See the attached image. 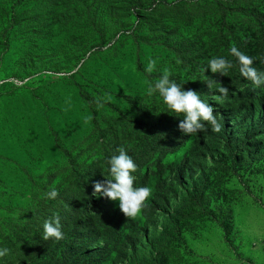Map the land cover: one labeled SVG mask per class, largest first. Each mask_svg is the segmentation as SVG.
Here are the masks:
<instances>
[{
	"label": "rangeland",
	"instance_id": "obj_1",
	"mask_svg": "<svg viewBox=\"0 0 264 264\" xmlns=\"http://www.w3.org/2000/svg\"><path fill=\"white\" fill-rule=\"evenodd\" d=\"M226 7L225 0H0V249L10 250L0 264L64 256V238L43 239L47 194L84 195L76 181L94 160L145 142L164 103L148 85L167 70L189 86L204 52L227 53L239 20ZM244 32L233 33V44H251L238 36ZM149 59L157 61L152 73ZM217 100L207 102L214 114ZM238 108L225 109L226 120L217 115L220 132L208 124L201 137L180 130L172 143L183 146L150 151L160 163L161 204L107 264H264V95L235 116ZM94 183L88 208L100 209L105 197L93 195Z\"/></svg>",
	"mask_w": 264,
	"mask_h": 264
},
{
	"label": "trees",
	"instance_id": "obj_2",
	"mask_svg": "<svg viewBox=\"0 0 264 264\" xmlns=\"http://www.w3.org/2000/svg\"><path fill=\"white\" fill-rule=\"evenodd\" d=\"M261 1L264 0H225L226 8L233 11L239 20V29L233 31L231 38L226 41L227 53L217 55L214 52H204L203 62L200 64L194 63L195 70L197 71L198 68L199 71L196 72L197 76L195 74L196 77L189 86L183 87L184 90L190 89L198 92L201 100L205 103L209 101L210 97L215 99L218 96L222 99V103L217 100L215 115L223 116L225 120L227 118L224 111L230 108L232 104L237 102L239 104V108L234 113L237 116L245 108V105H252V101L258 93L259 96L264 95V85L256 86L244 78L239 71V61L230 53V49L236 47L253 58V66L258 71L264 72V8L259 5ZM244 29L247 33L244 32L238 36H246V42L250 40L251 44L246 47L233 44L234 36L237 35L233 33ZM252 34L258 37V45L251 40ZM220 56L227 58L234 65L226 76L212 73L211 69H207L209 60ZM199 57V52L194 53L193 56L191 55L194 61H197ZM203 69H207V71L204 72ZM209 82L212 84L210 88L208 87ZM221 85L229 89L227 98L222 97L218 92ZM235 90L242 91L237 96H233L232 91ZM181 119H184L183 114L171 111L163 103L158 114L155 131L147 133L145 142H135L133 145L123 147L138 166L137 171L133 173V176L136 177L135 181L138 178V182L152 188V195L147 201V207L138 218L125 217L118 210L119 201H113L107 197L102 201L100 209L88 208L91 201V191L88 183L93 184L103 173L108 176V179H111L108 161L100 163L96 159L85 170L84 174L81 173L76 182L81 188L85 186L84 195L72 192L69 188L57 191L58 196L52 199L53 203H51L49 210L50 215L46 220L57 214L59 215L61 230L63 233L66 232L60 245L65 248L64 256L50 251L41 258L42 264H78V262L107 264L124 254L128 243L139 234L142 224L152 217L153 211L160 206L163 198L165 189L163 190L160 179H155L159 172L160 163L150 151L157 153L160 150L171 149L167 146L169 142L174 141L172 133L180 132L178 125ZM205 124L207 125V122ZM199 133L202 134L198 137L204 135V131ZM184 144L185 141L178 140L177 143H172V148L181 147ZM106 159L109 160L110 158ZM82 200H84V204H82Z\"/></svg>",
	"mask_w": 264,
	"mask_h": 264
},
{
	"label": "clouds",
	"instance_id": "obj_3",
	"mask_svg": "<svg viewBox=\"0 0 264 264\" xmlns=\"http://www.w3.org/2000/svg\"><path fill=\"white\" fill-rule=\"evenodd\" d=\"M230 53L239 61V71L244 78L256 86L264 85V72L258 71L253 66L252 57L244 54L236 47H232ZM156 65L157 61L155 59H149L145 71L152 73L156 69ZM233 66L230 60L220 56L209 60L207 69H211L212 73L226 76ZM207 69L202 71L206 72ZM170 76L171 73L166 70L154 83L148 85L147 94L151 96L158 93L168 109L184 115V119H181L178 125L183 133L193 135L199 131H206L205 122L211 125L214 132H220L222 124L219 122L217 115L214 114V107L203 102L198 92L190 89L184 90L183 86L171 80ZM211 86L212 84L209 82L208 87ZM218 92L222 97L227 98L229 89L221 85ZM118 153V155H112L108 160L111 179L106 178L103 181L95 182L93 195L99 194L113 201L118 200L119 209L125 217L136 219L147 207V201L152 195V188L149 186H135L133 173L137 171L138 166L123 147L118 149ZM47 195L50 199H55L58 192L53 189ZM43 229L44 240L51 238L59 241L64 237L58 214L46 220ZM9 251L7 248L0 249V257H4Z\"/></svg>",
	"mask_w": 264,
	"mask_h": 264
}]
</instances>
